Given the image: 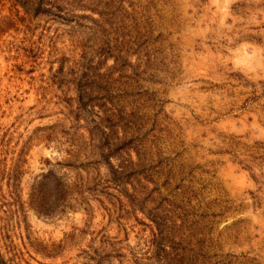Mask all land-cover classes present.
<instances>
[{
    "label": "rangeland",
    "instance_id": "1",
    "mask_svg": "<svg viewBox=\"0 0 264 264\" xmlns=\"http://www.w3.org/2000/svg\"><path fill=\"white\" fill-rule=\"evenodd\" d=\"M0 264H264V0H0Z\"/></svg>",
    "mask_w": 264,
    "mask_h": 264
}]
</instances>
